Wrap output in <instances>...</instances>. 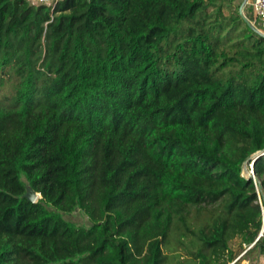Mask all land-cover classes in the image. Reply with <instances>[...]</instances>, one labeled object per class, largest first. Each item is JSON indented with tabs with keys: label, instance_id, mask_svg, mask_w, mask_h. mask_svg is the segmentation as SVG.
<instances>
[{
	"label": "trees",
	"instance_id": "1",
	"mask_svg": "<svg viewBox=\"0 0 264 264\" xmlns=\"http://www.w3.org/2000/svg\"><path fill=\"white\" fill-rule=\"evenodd\" d=\"M233 1L0 0V264L264 255V36Z\"/></svg>",
	"mask_w": 264,
	"mask_h": 264
},
{
	"label": "rangeland",
	"instance_id": "2",
	"mask_svg": "<svg viewBox=\"0 0 264 264\" xmlns=\"http://www.w3.org/2000/svg\"><path fill=\"white\" fill-rule=\"evenodd\" d=\"M46 1L48 3H53L54 0H46ZM243 1L244 0H234L232 6L231 7L228 6L230 8H227L226 12L229 13L230 12L229 9H235V8H237L239 11L241 5L243 4ZM244 12H245L246 16H248L249 19H250V17H253L251 4H247L246 6H244ZM5 81H6L5 85H11V83H12L11 81H8V80H5ZM3 90L7 91L8 87L6 86ZM1 93H2V87L0 86V95L3 96ZM10 93H12V88L10 90ZM243 166H244V164H243ZM251 171H252V168L250 166H249V169H247V167H246L244 169V171L242 170V172H244L245 175L251 174ZM64 216L66 219L73 221L78 225H82V226L91 225V221H90L89 217L87 216V214L80 209H78V210H76L70 214L65 213ZM185 242H188V239H185ZM230 246L233 249V251L237 254V257H239L240 254H242L244 252L243 251L244 248L248 247V246H243L244 248L241 247L239 237H235V238L231 239L230 240ZM165 250H166V253H168V255H169L168 261L165 264H179V261H183V264H187L188 262H191L195 259L193 257L192 258L188 257L187 248H186V246L180 245V243L176 239V233L172 234V236L170 237V244L168 245V247H165ZM174 255H176L175 259H173ZM251 257H252V260H254V264H259L256 254L251 255ZM194 261H197V260L195 259ZM237 264H240V260ZM260 264H264V260Z\"/></svg>",
	"mask_w": 264,
	"mask_h": 264
},
{
	"label": "built area",
	"instance_id": "3",
	"mask_svg": "<svg viewBox=\"0 0 264 264\" xmlns=\"http://www.w3.org/2000/svg\"><path fill=\"white\" fill-rule=\"evenodd\" d=\"M28 1L31 4H35V5L51 4L48 3L46 0H28ZM247 4H251L252 6L253 17H250V20L252 21L253 25L258 29V31L264 35V0H249ZM250 167L252 168V165H250ZM259 202L262 211V228L260 231V236H262L264 235V201L262 200L260 194H259ZM249 248L250 246L248 247V249ZM243 253H245V251ZM240 257L241 255L235 258L233 261L228 262L227 264H237L238 260H240Z\"/></svg>",
	"mask_w": 264,
	"mask_h": 264
},
{
	"label": "water",
	"instance_id": "4",
	"mask_svg": "<svg viewBox=\"0 0 264 264\" xmlns=\"http://www.w3.org/2000/svg\"><path fill=\"white\" fill-rule=\"evenodd\" d=\"M249 0H244L243 4L240 7L239 13L242 16V18L248 23V25L250 27H252L255 31H257L258 33H260L258 31V29L253 25L252 21L248 18V16H246L245 12H244V6L247 5ZM261 34V33H260ZM263 35V34H261ZM264 36V35H263ZM264 154V150H260L255 152L254 154H252L247 161L244 163V165L250 166L252 165V167H254V163L255 161ZM242 170L244 171V166L242 167ZM244 175V174H243ZM245 177H252L253 179H255V182L257 184V191L259 192L262 200L264 201V187L262 185V183L260 182V180L258 179V177L255 174V171L253 170V172L251 174L248 175H244ZM38 195H40V197H38ZM25 197H27L30 201L32 202H36L39 198H42V195L38 192H36L32 187L28 186L27 188V192L25 194Z\"/></svg>",
	"mask_w": 264,
	"mask_h": 264
},
{
	"label": "crops",
	"instance_id": "5",
	"mask_svg": "<svg viewBox=\"0 0 264 264\" xmlns=\"http://www.w3.org/2000/svg\"><path fill=\"white\" fill-rule=\"evenodd\" d=\"M252 169L254 170V168L252 167ZM243 174H244V172H243ZM245 175V174H244ZM241 255V257L244 255V253L243 254H240ZM241 257H240V264H254V260H252V257L250 256V257H246V258H242L241 259ZM263 260H264V255L263 256H261L259 259H258V263L260 264L261 262H263ZM238 262H239V260H238ZM257 262V261H256Z\"/></svg>",
	"mask_w": 264,
	"mask_h": 264
},
{
	"label": "bare ground",
	"instance_id": "6",
	"mask_svg": "<svg viewBox=\"0 0 264 264\" xmlns=\"http://www.w3.org/2000/svg\"><path fill=\"white\" fill-rule=\"evenodd\" d=\"M247 166V165H246ZM249 169V168H248ZM253 171H251V173H252Z\"/></svg>",
	"mask_w": 264,
	"mask_h": 264
}]
</instances>
